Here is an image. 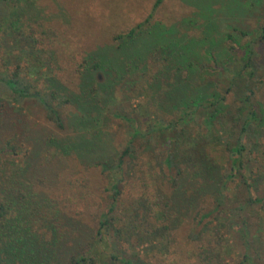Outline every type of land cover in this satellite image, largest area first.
Instances as JSON below:
<instances>
[{"label":"rangeland","instance_id":"1","mask_svg":"<svg viewBox=\"0 0 264 264\" xmlns=\"http://www.w3.org/2000/svg\"><path fill=\"white\" fill-rule=\"evenodd\" d=\"M153 1L6 0V32L0 33V73L20 65L22 74H27L38 87L53 78L66 91L75 92L79 82L76 66L82 57L114 48L113 36L141 22ZM148 21L175 25L186 35L207 30L219 40L216 50L222 54L223 48L226 49L227 54H222L228 63L226 71H218L213 59L203 57L207 69L204 75L215 81L214 89L223 91V102L228 105L227 112L214 123L218 137L205 148L214 162L216 180L209 189L211 193L198 194L196 205L185 217L172 220L174 226L169 235L161 240L149 239L155 245L159 240L160 245L165 243L164 254L157 253L155 247L143 251V240L136 243V236L131 235L128 243L112 235L108 244L115 246L121 259L130 258L137 264L139 259L151 264H264V39L251 42L264 25V0H161ZM232 26L245 35L237 34ZM227 32L235 33L236 42L223 38ZM153 38V33L145 35L147 42ZM137 42L140 41L134 43ZM242 43L252 48L250 65L241 57ZM31 69L36 72L29 73ZM98 73L99 82L103 76ZM194 77L198 79V75ZM122 88L125 87H117L113 92L114 103H120L115 108L137 120L152 113L169 118L165 104L156 103L152 97L145 103L142 96L136 97L130 91L120 95ZM243 97L246 99L242 100ZM251 107L255 117L250 119L246 130L242 172L232 169L229 174L231 162L222 143L232 146ZM19 110L22 121L18 126L12 115H0V146L14 150L0 154V167L5 162L6 168L9 163L13 173L15 166L25 167L28 177L34 172L33 167L42 164L37 176L44 181L34 179V188L45 191L61 209L74 213L72 216L82 224L79 236L87 238L90 229L97 227L100 214L112 202L106 190L107 181L88 161L101 158L98 154L111 159L120 152L128 139L127 123L107 118L100 125L102 135L99 143L95 141L98 145L91 154L77 155V151H71L62 155L47 140L74 142L79 132L73 124L79 114L77 107L72 103L61 106L63 130L48 121L33 103L20 105ZM195 134V129L186 132L190 137ZM163 137L157 134L148 142L134 141V157L123 161L119 194L113 202L116 229L146 234L158 224H165L158 210L166 209L164 201L173 189L168 178L173 173L161 162L165 154ZM179 146L182 148V142ZM253 198L261 201L254 202ZM205 212L209 215L199 219ZM205 224L213 236L202 231Z\"/></svg>","mask_w":264,"mask_h":264},{"label":"trees","instance_id":"2","mask_svg":"<svg viewBox=\"0 0 264 264\" xmlns=\"http://www.w3.org/2000/svg\"><path fill=\"white\" fill-rule=\"evenodd\" d=\"M5 1L0 0L1 34L6 32ZM160 1L152 2L141 22L113 36L114 48L82 57L76 66L79 82L75 92L66 91L53 78H48L43 86L38 87L27 74H22L20 65L10 72L0 73V115H12L17 126L22 121L19 106L28 102L38 106L45 118L60 130L65 128L61 106L72 103L77 107L79 114L74 117L73 124L79 130L77 137L81 138L76 137L74 142L67 144L56 138L47 140L53 142L62 155L71 151H77V155L91 154L98 145L95 141L99 143L102 135L100 125L107 118L124 121L129 128L128 139L120 152L112 155L111 159L98 154L97 157L101 158L88 161V165L96 166L107 181L106 190L112 202L100 214L95 230L90 229V235L85 239L79 236L83 232L79 229L82 224L72 216L75 214L61 209L45 191L34 188V179L44 181L37 176L42 164L33 167L34 172L26 177L28 169L15 166L16 172L13 173L10 164L6 163L5 168L4 162L0 167V264H115L118 261L137 264L130 258H120L115 246L108 244V237L112 235L123 243H128L130 235L136 236V243L143 240V251H151L155 247L157 253L164 254L165 243L160 245L159 242L166 234L169 235L174 226L172 220L178 216L185 217L196 205L198 194L209 191L213 185L216 180L214 162L205 148L218 137L217 132L214 133L217 130L214 123L219 115L227 112L228 105L223 102V91H216L215 81L204 75L207 69L203 57L213 59L218 71H226L228 63L222 56L227 54L226 49L223 48L222 54L218 52L219 40L207 30L198 35H186L175 25L156 21L149 23L151 12ZM231 29L245 35L234 26ZM152 33L154 38L150 42L145 41V35ZM234 35L227 32L223 38L236 42ZM262 39L264 25L251 42L257 43ZM135 40L140 42L134 43ZM200 46H203L201 53L198 51ZM240 46L243 47L241 57L250 65L252 48L247 43ZM97 71L103 76L99 82ZM30 72L36 71L31 69ZM195 75H198L197 80H194ZM120 86L125 87L120 95L130 91L136 97L142 96L145 103L152 97L156 103L165 104L169 118L152 113L143 120H137L126 115L124 110L115 108L120 103H114L113 92ZM253 110L251 107L248 117L240 123L232 146L226 147L222 143L231 162L228 171L242 172L244 140L250 119L255 117ZM188 129H195V136L186 135ZM157 134L164 135L165 154L161 162L173 173L168 178L173 189L164 201L166 209L158 210L165 224H158L146 234L128 228L116 229L113 202L119 194L121 165L125 159L134 157V141L148 142ZM181 142L182 148L179 146ZM7 151L14 153L7 145L5 148L0 146V154ZM252 201L260 202L261 199L253 198ZM194 213L197 214L198 210ZM208 215V212L201 213L199 219ZM202 231L206 236L210 232L212 236L214 234L206 224ZM152 238L160 239L157 245L149 240ZM138 264L151 263L139 259Z\"/></svg>","mask_w":264,"mask_h":264}]
</instances>
